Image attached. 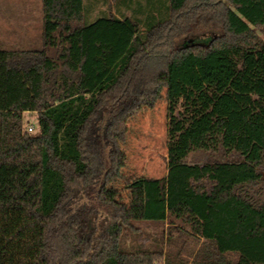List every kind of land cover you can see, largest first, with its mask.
Masks as SVG:
<instances>
[{"label": "trees", "instance_id": "obj_1", "mask_svg": "<svg viewBox=\"0 0 264 264\" xmlns=\"http://www.w3.org/2000/svg\"><path fill=\"white\" fill-rule=\"evenodd\" d=\"M106 1L41 0V47L0 48V264H264V0ZM163 86L166 173L118 201L127 120ZM135 221L162 235L124 250Z\"/></svg>", "mask_w": 264, "mask_h": 264}, {"label": "rangeland", "instance_id": "obj_2", "mask_svg": "<svg viewBox=\"0 0 264 264\" xmlns=\"http://www.w3.org/2000/svg\"><path fill=\"white\" fill-rule=\"evenodd\" d=\"M110 3L114 10L115 1L110 0ZM134 3L136 0L133 1ZM107 5L106 0H97L88 18L94 19L98 11L107 10ZM41 21V0H0V48H40ZM165 93L166 87L163 86L153 107H143L127 120L126 137L119 142L124 154V165L119 171L120 175L112 184L118 201L126 203L132 199L133 196L127 187L131 180L140 176L161 177L166 173L167 100ZM25 124L33 125L31 133L38 132L35 112L24 113L23 127ZM227 157L236 159L239 156L231 154ZM221 159H224L222 152L195 151L188 156L190 162ZM261 195L264 199V184ZM135 223L141 227V230L137 233L130 232L129 238L120 239V248L130 250L132 247H129V244L133 243L139 233L142 239L149 237L151 231H154L157 236L162 235L164 229L163 222L135 221ZM158 244L160 243L157 242Z\"/></svg>", "mask_w": 264, "mask_h": 264}, {"label": "built area", "instance_id": "obj_3", "mask_svg": "<svg viewBox=\"0 0 264 264\" xmlns=\"http://www.w3.org/2000/svg\"><path fill=\"white\" fill-rule=\"evenodd\" d=\"M24 129L27 130V131H32L33 130V125L25 124ZM154 264H159V263L155 262Z\"/></svg>", "mask_w": 264, "mask_h": 264}]
</instances>
